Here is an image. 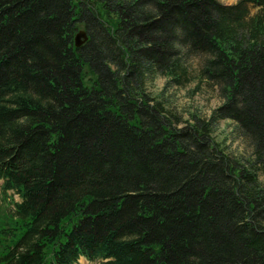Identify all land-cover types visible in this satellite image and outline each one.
I'll use <instances>...</instances> for the list:
<instances>
[{
  "label": "trees",
  "instance_id": "obj_1",
  "mask_svg": "<svg viewBox=\"0 0 264 264\" xmlns=\"http://www.w3.org/2000/svg\"><path fill=\"white\" fill-rule=\"evenodd\" d=\"M194 57L224 100L183 124L146 85ZM263 173L264 0H0V264H264Z\"/></svg>",
  "mask_w": 264,
  "mask_h": 264
},
{
  "label": "rangeland",
  "instance_id": "obj_2",
  "mask_svg": "<svg viewBox=\"0 0 264 264\" xmlns=\"http://www.w3.org/2000/svg\"><path fill=\"white\" fill-rule=\"evenodd\" d=\"M220 1L231 4L236 0ZM201 62V57L189 59L187 66L190 72V81L186 85L168 84L167 78L163 75H159L154 81L149 79L146 85L147 92L153 97L162 99L169 109L183 121V124L186 121H192L193 116L209 119L224 100L218 86L200 77ZM212 132L214 140L232 157L244 160L251 156V148L243 140L237 130L236 123L232 120L216 121ZM260 180L264 184V173L261 174ZM10 206V200L5 199L0 191V227L10 216ZM80 264L91 263L81 259Z\"/></svg>",
  "mask_w": 264,
  "mask_h": 264
},
{
  "label": "water",
  "instance_id": "obj_3",
  "mask_svg": "<svg viewBox=\"0 0 264 264\" xmlns=\"http://www.w3.org/2000/svg\"><path fill=\"white\" fill-rule=\"evenodd\" d=\"M87 39V34L85 30L79 31L75 36L76 46L79 47L83 44L84 40Z\"/></svg>",
  "mask_w": 264,
  "mask_h": 264
}]
</instances>
